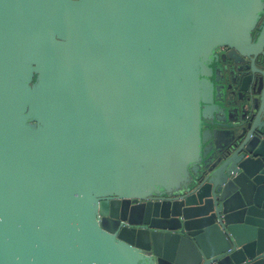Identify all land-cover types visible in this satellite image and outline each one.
<instances>
[{
  "label": "water",
  "instance_id": "water-1",
  "mask_svg": "<svg viewBox=\"0 0 264 264\" xmlns=\"http://www.w3.org/2000/svg\"><path fill=\"white\" fill-rule=\"evenodd\" d=\"M263 11L0 0V264H264Z\"/></svg>",
  "mask_w": 264,
  "mask_h": 264
},
{
  "label": "flooded vegetation",
  "instance_id": "flooded-vegetation-1",
  "mask_svg": "<svg viewBox=\"0 0 264 264\" xmlns=\"http://www.w3.org/2000/svg\"><path fill=\"white\" fill-rule=\"evenodd\" d=\"M263 19H264V11H263V13L260 15V17L258 18V20H257V22H256V24H255V27H254V29H253V33H254L255 31H257V29H258L259 25L261 24V22L263 21ZM226 49H227L226 46H221V47H218V48H217V51H218V52H221V51H224V50H226Z\"/></svg>",
  "mask_w": 264,
  "mask_h": 264
}]
</instances>
